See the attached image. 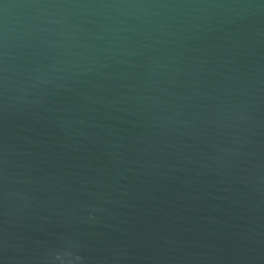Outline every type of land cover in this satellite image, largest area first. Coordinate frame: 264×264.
Returning a JSON list of instances; mask_svg holds the SVG:
<instances>
[{
  "label": "water",
  "instance_id": "95a60500",
  "mask_svg": "<svg viewBox=\"0 0 264 264\" xmlns=\"http://www.w3.org/2000/svg\"><path fill=\"white\" fill-rule=\"evenodd\" d=\"M0 264H264V0H0Z\"/></svg>",
  "mask_w": 264,
  "mask_h": 264
}]
</instances>
